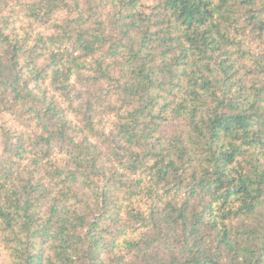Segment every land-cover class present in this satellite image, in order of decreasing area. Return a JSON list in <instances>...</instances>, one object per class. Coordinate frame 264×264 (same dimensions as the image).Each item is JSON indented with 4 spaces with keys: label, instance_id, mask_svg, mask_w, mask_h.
I'll use <instances>...</instances> for the list:
<instances>
[{
    "label": "trees",
    "instance_id": "trees-1",
    "mask_svg": "<svg viewBox=\"0 0 264 264\" xmlns=\"http://www.w3.org/2000/svg\"><path fill=\"white\" fill-rule=\"evenodd\" d=\"M0 264H264V0H0Z\"/></svg>",
    "mask_w": 264,
    "mask_h": 264
}]
</instances>
